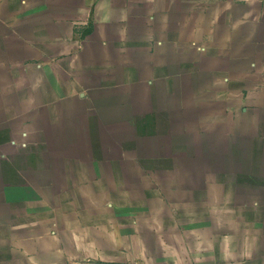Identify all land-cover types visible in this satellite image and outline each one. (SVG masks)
<instances>
[{"label": "crops", "instance_id": "0c3cea01", "mask_svg": "<svg viewBox=\"0 0 264 264\" xmlns=\"http://www.w3.org/2000/svg\"><path fill=\"white\" fill-rule=\"evenodd\" d=\"M105 53L124 70L131 61L164 70L163 83L180 80L184 67L208 85H264V0H0V264L263 259L262 238L245 233L262 208L234 203L239 190L227 195L234 202L214 201L191 174L136 172L150 162L123 158L118 145L131 131L113 133L100 118L124 125L114 102L97 110L107 90L96 88L92 67ZM55 147L94 151L76 162L52 151L29 156ZM73 164L89 166L93 185L70 187Z\"/></svg>", "mask_w": 264, "mask_h": 264}, {"label": "rangeland", "instance_id": "374dc122", "mask_svg": "<svg viewBox=\"0 0 264 264\" xmlns=\"http://www.w3.org/2000/svg\"><path fill=\"white\" fill-rule=\"evenodd\" d=\"M152 38V43L154 39L157 41V38ZM103 58L96 60L92 67L94 84L99 85L96 88L107 90L100 95L97 110L101 112L105 103L111 106L114 102L113 109L121 116L124 125L112 127L113 123L104 119L113 120L110 113L99 114L100 118L111 125L113 133L126 128L131 131L124 134V143L118 145L123 158L140 165L150 162L142 168L137 166L136 172L158 174L163 170L179 169L182 174H191L195 178L191 182L193 188L199 194H203L204 188L212 190L210 195L214 201L221 198L224 202L232 201L233 198L227 195L232 190H239L234 203L262 208L261 223H256L254 228H246V237H260L264 242V85L252 81L229 86L208 85L195 77L197 70L191 75L184 67L178 70L180 80L176 77L174 84L163 83L164 79L161 81L158 75L164 74V70H143L135 61L130 62L132 68L124 70L121 68L123 59L119 60L114 53H105ZM61 59L62 56L56 57L54 61ZM103 76L109 78L102 80ZM86 88L88 90L84 91L90 93L92 88ZM104 96L107 98L102 99ZM10 151L17 156L22 155L21 151ZM45 151L49 154L52 151L54 158L69 155L76 162L78 152L84 158L94 150L55 147L51 150H29V156H39ZM100 152L102 155V149ZM160 160H166L168 164H157ZM117 167L120 172L124 169L129 173L130 166L123 164ZM71 168L73 171H70L68 182L71 188L93 185L92 175H88L89 166L73 164ZM221 191H225L226 196H222ZM114 197L115 204H118V197ZM197 198L198 204L208 203L205 197ZM243 215L252 223L253 214L247 212ZM261 257L248 264H264V256L263 259Z\"/></svg>", "mask_w": 264, "mask_h": 264}]
</instances>
